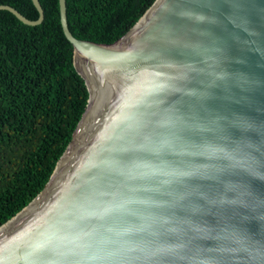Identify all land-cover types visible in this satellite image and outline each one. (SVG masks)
Instances as JSON below:
<instances>
[{
	"label": "water",
	"instance_id": "water-1",
	"mask_svg": "<svg viewBox=\"0 0 264 264\" xmlns=\"http://www.w3.org/2000/svg\"><path fill=\"white\" fill-rule=\"evenodd\" d=\"M59 4L90 96L0 264H264V0H156L113 44Z\"/></svg>",
	"mask_w": 264,
	"mask_h": 264
},
{
	"label": "trees",
	"instance_id": "trees-1",
	"mask_svg": "<svg viewBox=\"0 0 264 264\" xmlns=\"http://www.w3.org/2000/svg\"><path fill=\"white\" fill-rule=\"evenodd\" d=\"M156 0H67L75 37L113 44ZM29 26L0 10V227L46 187L86 110L89 90L74 64L59 0H40ZM31 20L33 0H0Z\"/></svg>",
	"mask_w": 264,
	"mask_h": 264
}]
</instances>
